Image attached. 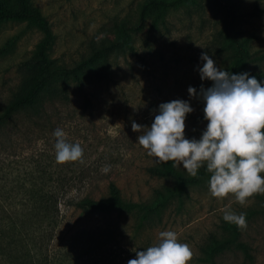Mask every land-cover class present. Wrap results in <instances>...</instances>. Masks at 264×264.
<instances>
[{"label": "rangeland", "instance_id": "1", "mask_svg": "<svg viewBox=\"0 0 264 264\" xmlns=\"http://www.w3.org/2000/svg\"><path fill=\"white\" fill-rule=\"evenodd\" d=\"M30 1L55 35L48 55L56 64L73 65L93 47L120 40L123 25L130 47L109 52L85 73L79 87L72 84L70 96L58 104L57 112L38 121L41 127L20 116L15 125L0 133V234L7 204L20 194L23 183L39 177V170L111 165L104 174L118 185L124 199L162 202L149 216L151 225H145L143 216L112 214L86 221L75 213L71 221L77 229L59 232L49 248L52 264H127L136 258V251L158 243L159 233L166 230L176 232L179 241L190 246L194 255L189 264H211L212 239L227 233L233 246L216 256V264H264V194L253 195L243 206L233 194L215 198L208 188L210 176L179 190L174 178L149 174L155 158L138 144L140 133L131 127L133 121L150 127L161 103L179 99L193 109L186 116L185 138L200 139L207 121L199 93L201 86L207 89L213 84L200 78L201 54L207 52L216 67L225 70L231 60L226 36L231 33L246 40L250 51L246 71L264 76V0H180L167 9L148 7L143 21L141 8L149 0ZM227 4L233 8V22ZM134 27L138 29H130ZM41 39L42 34L25 22L0 23V49H6L0 56V115L38 74L32 58ZM190 86L197 90L196 97L189 96ZM57 128L66 133L69 143L83 148L82 162L56 163L53 133ZM175 167L191 176L182 164ZM167 187L178 194L168 198ZM225 208L246 213L247 228L225 222ZM62 211L66 212L64 206ZM103 222L118 225L105 229L100 243L82 246L84 230Z\"/></svg>", "mask_w": 264, "mask_h": 264}, {"label": "trees", "instance_id": "2", "mask_svg": "<svg viewBox=\"0 0 264 264\" xmlns=\"http://www.w3.org/2000/svg\"><path fill=\"white\" fill-rule=\"evenodd\" d=\"M179 1L149 0L141 8L140 19L143 21L148 7L167 9ZM226 9L230 21L233 22V8L227 4ZM6 20L25 22L28 28L38 30L42 34V39L36 44L32 58L38 74L32 83L4 108L0 115V133L15 125L20 116L37 124L48 120L50 113L57 112L58 104L61 105L70 96L72 84L79 87L85 73L99 64L109 52L130 47L129 34L123 25L119 27L120 40L108 41L101 43L99 47H93L87 57L73 65L56 64L48 55L54 45L55 35L48 21L30 0H0V23ZM226 39V49L231 53V60L225 71L231 74L246 72L264 85L262 73L246 71L250 61L246 40L231 33L227 34ZM5 52L6 49L1 48L0 56ZM101 169L100 166L72 169L70 165H63L52 172L39 170L38 178H31L27 183H23L19 189L20 194L7 204L5 228L0 234V264H52L53 258L49 248L57 239L56 235L60 234L59 232L77 229L73 228L75 224L71 221L75 213H78V218L86 221L109 217L112 214L132 218L143 216L147 220L145 225L149 227L151 225L149 216L156 211V206L162 205V202H133L124 199L118 185L109 180V176ZM148 172L158 178H174L179 184V190L184 185L197 184L205 176H211L206 166H203L198 170L197 176L186 177L183 172L176 169L173 161L155 162L148 168ZM166 192L167 197L172 198L179 191L167 187ZM62 206L66 208L65 213ZM117 225L118 222L113 224L103 222L85 229L80 240L82 246L100 243L103 240L100 236L103 231ZM136 226L137 223L134 224V228ZM225 231L227 232L226 228ZM21 234L25 236V240L21 238ZM232 244L233 240L228 233L221 238H213L208 250V261L216 264V256L230 250Z\"/></svg>", "mask_w": 264, "mask_h": 264}, {"label": "clouds", "instance_id": "3", "mask_svg": "<svg viewBox=\"0 0 264 264\" xmlns=\"http://www.w3.org/2000/svg\"><path fill=\"white\" fill-rule=\"evenodd\" d=\"M200 59L204 61L199 68L201 80L213 82L207 89L201 86L199 93L207 121L200 139L185 138L186 116L193 109L189 102L179 99L161 103L150 127L133 121L132 131L140 133L138 144L156 163L173 161L177 167L182 164L193 177L206 165L211 174L210 194L220 199L233 194L243 206L253 195L264 194V85L246 72L231 74L218 69L207 52ZM188 93L190 97L197 96L191 86ZM53 136L56 163L82 162L83 148L79 143H69L60 128ZM110 169L111 165H105L101 171L107 173ZM223 220L240 229L247 228L246 213L225 208ZM193 255L176 232L166 230L159 233L158 243L136 251V258L127 264H189Z\"/></svg>", "mask_w": 264, "mask_h": 264}]
</instances>
